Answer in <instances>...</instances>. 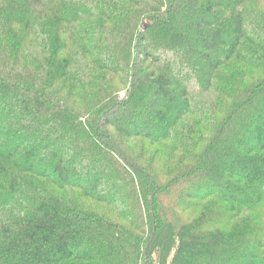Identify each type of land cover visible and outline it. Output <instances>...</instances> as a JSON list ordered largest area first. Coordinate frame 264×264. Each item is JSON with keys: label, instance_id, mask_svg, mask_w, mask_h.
Returning <instances> with one entry per match:
<instances>
[{"label": "trees", "instance_id": "trees-1", "mask_svg": "<svg viewBox=\"0 0 264 264\" xmlns=\"http://www.w3.org/2000/svg\"><path fill=\"white\" fill-rule=\"evenodd\" d=\"M0 264H264V0H0Z\"/></svg>", "mask_w": 264, "mask_h": 264}]
</instances>
